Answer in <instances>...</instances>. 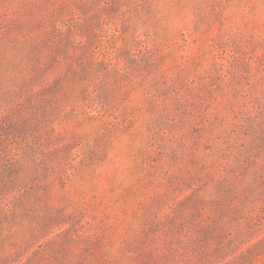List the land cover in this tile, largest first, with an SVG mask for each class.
Wrapping results in <instances>:
<instances>
[{
	"label": "rangeland",
	"instance_id": "obj_1",
	"mask_svg": "<svg viewBox=\"0 0 264 264\" xmlns=\"http://www.w3.org/2000/svg\"><path fill=\"white\" fill-rule=\"evenodd\" d=\"M0 264H264V0H0Z\"/></svg>",
	"mask_w": 264,
	"mask_h": 264
}]
</instances>
